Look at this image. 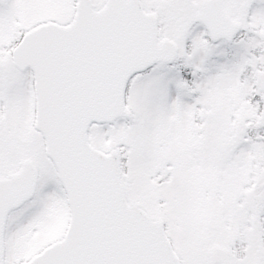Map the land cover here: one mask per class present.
I'll use <instances>...</instances> for the list:
<instances>
[{
  "label": "snow or ice",
  "instance_id": "obj_1",
  "mask_svg": "<svg viewBox=\"0 0 264 264\" xmlns=\"http://www.w3.org/2000/svg\"><path fill=\"white\" fill-rule=\"evenodd\" d=\"M0 264H264V0H0Z\"/></svg>",
  "mask_w": 264,
  "mask_h": 264
}]
</instances>
